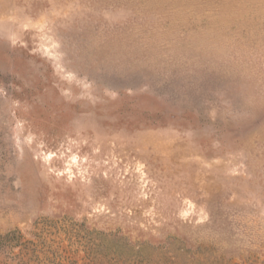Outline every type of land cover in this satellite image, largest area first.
Segmentation results:
<instances>
[{
  "label": "rangeland",
  "instance_id": "obj_1",
  "mask_svg": "<svg viewBox=\"0 0 264 264\" xmlns=\"http://www.w3.org/2000/svg\"><path fill=\"white\" fill-rule=\"evenodd\" d=\"M0 264H264V0H0Z\"/></svg>",
  "mask_w": 264,
  "mask_h": 264
}]
</instances>
